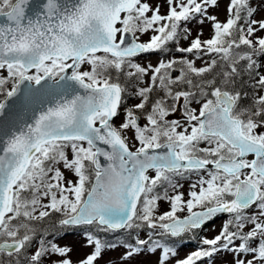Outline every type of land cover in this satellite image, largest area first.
I'll list each match as a JSON object with an SVG mask.
<instances>
[{
	"label": "snow or ice",
	"instance_id": "obj_1",
	"mask_svg": "<svg viewBox=\"0 0 264 264\" xmlns=\"http://www.w3.org/2000/svg\"><path fill=\"white\" fill-rule=\"evenodd\" d=\"M28 4L0 0V93L7 101L27 82L25 105L37 94L59 99L32 123L14 129L9 117L0 127V264H73L72 249L39 224L54 214L61 228L85 230L93 251L79 264L116 247L122 262L159 251L156 264H172L176 251L162 241L219 213L230 216L219 233L175 264L221 252L228 264H264V11L228 0L220 21L210 14L218 0H44L33 15ZM205 21L210 37L193 36L189 25ZM181 39L179 58L135 62ZM244 77L253 96L242 106ZM201 172L185 199L175 178ZM162 200L169 210L157 215ZM143 228L145 237L118 243L95 235Z\"/></svg>",
	"mask_w": 264,
	"mask_h": 264
},
{
	"label": "rangeland",
	"instance_id": "obj_2",
	"mask_svg": "<svg viewBox=\"0 0 264 264\" xmlns=\"http://www.w3.org/2000/svg\"><path fill=\"white\" fill-rule=\"evenodd\" d=\"M160 2L161 0H151V3L153 4L160 3ZM227 6H228V0H218V7L211 9L210 14L216 15L218 20L224 21L227 15ZM253 6H257L261 9V11H264V5L260 4V0H253ZM161 11L165 12L166 9L162 8ZM257 15L259 16V13ZM189 27L192 29L193 36L196 35L198 30H202L203 32V35L201 37L202 39H207L211 35V31H212L211 24L208 21H205L204 24L202 25L192 23L189 25ZM148 38H149V35H140L141 40L146 41ZM187 45H188V41L181 39L178 45L176 44L168 45V48L170 51L167 54H162V55L145 54V55L138 56L135 59V62L140 63L141 65H146L148 63L155 64L158 59L167 60L171 57L179 58L182 54L176 52V47H187ZM189 58L191 59L192 57L189 55ZM201 63L202 61L200 60L196 61L197 66H201ZM261 63H264V61H261ZM89 67L90 66H88L87 64L82 65V69L84 70H88ZM3 75H6V73L3 70H0V76H3ZM113 75H115V73H113ZM145 81H147V77H145ZM6 87H10V85ZM252 96H253V93H252ZM3 98H4V95H0V102L3 100ZM250 100L251 99L249 98L247 103L245 104L247 105L250 102ZM137 102L138 100L133 98V99H129L127 101V104H134ZM241 104L242 106L245 105L243 102ZM194 106L198 107V105H194ZM178 116H179V113H177L174 116H170L169 119H176L178 118ZM122 120H123V114H121L120 117L116 118L113 121V123L115 126L118 127L119 124L122 122ZM141 122L143 123L144 121H141ZM261 131H264V129H261ZM127 135L131 136L132 133L129 132L127 133ZM205 146L207 145L201 144V147H205ZM249 159H251V156H249ZM66 175H69V178H71L70 174H66ZM149 175H154V173L150 171ZM198 176H204L205 178H207V174L203 172L196 173V174L188 173L184 176L175 178L174 182L178 181V183L181 185L179 191H182L183 193H185V199L190 198L187 194L192 190L191 185L194 183H197ZM166 188H167L166 185H161L157 189V191L162 193L163 191L166 190ZM169 194H173V193L169 190ZM158 204L159 206L156 210L157 215L163 213L164 211L169 210V204L166 200L159 201ZM257 211L258 210L255 207H253L250 210H248V214L251 215V214L256 213ZM177 214L183 217L187 215L188 213L185 210L184 212H178ZM228 219H230L229 214H227L226 216L220 217L214 221H211L208 225L203 226L202 228H199L197 231L199 230L200 231L195 232V235L199 237L195 239L194 244L192 243V241H190L191 238L188 237L192 234H189L183 238H179L183 240L166 237L165 240L162 241V245L170 247L176 251V256L172 258V264H175V260L182 259L186 257L188 254H190L191 252L196 251L202 247H206L202 244V240L204 238H212L215 235H217L219 231L221 230L222 225ZM128 231L123 230L117 235L110 237V242L118 243V242L125 241L123 237L124 235H127ZM137 231L141 237H145L149 230L147 228H143L141 230H133L129 234H133V236H135L137 235ZM95 235L99 236V238L104 240L101 232L99 233L96 232ZM51 239H54L55 242L61 246H68L72 249L70 253V259L72 260L73 264H79L80 260L85 258L87 254H90L93 251L92 247L88 245L87 243V234L83 228L78 229V231H74V232L71 231L66 234H62L60 237H51ZM123 251L124 249L121 247L108 249L107 251L104 252L103 258L98 260L97 264H156L157 257L161 254L159 251L155 253L145 251L143 254L137 255L136 257L132 258L131 260L127 262H122L120 257ZM231 258L232 257L230 254L221 252L217 254L215 257H213L211 261L205 258L201 261H198L197 264H228ZM52 259L55 260L57 259V257H53ZM44 264H49V261L45 259Z\"/></svg>",
	"mask_w": 264,
	"mask_h": 264
},
{
	"label": "water",
	"instance_id": "obj_3",
	"mask_svg": "<svg viewBox=\"0 0 264 264\" xmlns=\"http://www.w3.org/2000/svg\"><path fill=\"white\" fill-rule=\"evenodd\" d=\"M64 2L74 3L75 0H64ZM44 0H29V4L27 7V11L29 15H33L36 11L40 9L36 7L37 5H42ZM131 39V37H129ZM69 70V75H70ZM28 87V83L25 82L24 84L20 85V91L17 93L15 97L8 98L7 101L3 100L2 102L6 103V109L3 116H0V127H3L5 120L11 117V124L10 126L15 128H19L23 126L25 123H32L34 121V117L39 114L40 111L46 109L48 106H52L55 104L56 100L59 99L58 96H49L47 94H37V96L32 100V102L28 105L23 103V96L24 91ZM33 89L38 88L39 86L32 85ZM81 94H83V90H80ZM71 90L65 94L67 98L71 97ZM101 147H106L105 145H101ZM166 149H161L164 151ZM101 163L104 164L106 161L103 157H101ZM211 167V166H210ZM86 198V196H85ZM225 213H219L216 216L212 217L210 221L206 224L210 223L211 221L215 220L217 217L222 216ZM203 226V225H202Z\"/></svg>",
	"mask_w": 264,
	"mask_h": 264
},
{
	"label": "trees",
	"instance_id": "obj_4",
	"mask_svg": "<svg viewBox=\"0 0 264 264\" xmlns=\"http://www.w3.org/2000/svg\"><path fill=\"white\" fill-rule=\"evenodd\" d=\"M246 81H247V77H244L243 81L239 82L238 90L248 92V99L249 98L251 99L253 89L250 87V82H246ZM0 95H3V93H0ZM248 99H245L242 102L245 104V103H247ZM59 217H60V214H54L53 216L48 218L46 221L39 222V224L43 225V227L46 228L48 230V232H54L55 233L54 237H60L62 234L66 233L67 231H72V232L78 231V229L74 230V228H61L58 224V218ZM53 225H55V227H53ZM132 231L133 230H129V233ZM97 233H99V232H97ZM101 233L103 235V239H104L103 241H105V242H110V237L114 236L111 233H104V232H101ZM127 235H125L126 236L125 239H128L130 237V235L133 236V234H129L128 236ZM191 237H192L191 238L192 242H194L193 240L196 238V236L194 235ZM49 238L51 239V237H49ZM1 258L6 259L5 257H1Z\"/></svg>",
	"mask_w": 264,
	"mask_h": 264
}]
</instances>
